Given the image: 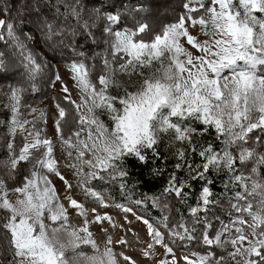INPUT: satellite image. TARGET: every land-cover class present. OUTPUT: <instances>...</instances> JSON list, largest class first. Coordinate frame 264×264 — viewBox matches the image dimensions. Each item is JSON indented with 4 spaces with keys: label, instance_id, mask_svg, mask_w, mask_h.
Here are the masks:
<instances>
[{
    "label": "snow or ice",
    "instance_id": "1",
    "mask_svg": "<svg viewBox=\"0 0 264 264\" xmlns=\"http://www.w3.org/2000/svg\"><path fill=\"white\" fill-rule=\"evenodd\" d=\"M183 9L184 13L175 22L165 24L162 31L157 32L150 40L145 39L143 35L148 28L146 23L137 22L135 28L126 26L121 29L120 14L108 13L103 28L104 35L108 37L103 40L104 48L95 51L91 57L86 56L83 51L76 52L75 48L72 49L80 59L72 60L67 69L74 86L81 93L80 103L77 104L71 98L68 86L61 84L63 103L60 97L53 98L56 109L53 124L57 138L75 152V163L65 167L76 170V185L80 192L85 198H93L101 207L111 205L93 189L91 181L97 178L105 180V176L100 174L103 172L109 174L110 182L118 179L120 187H126V173L121 172L119 178L113 174L121 171L122 160L126 156H134L143 163L148 152H151L153 157H159V145L163 136L169 133L173 139L188 146L187 151L182 148L175 150L177 170L187 166L191 178L203 180L209 172L224 168L229 174V182L238 188L237 199L242 198L239 195V186L243 180L250 178L245 175L243 169L253 156L249 145L251 134L255 130L261 133L255 137L257 147L264 141V72H261L264 68V0H186ZM33 10L39 13L38 3L29 12L18 11L17 15L12 17L9 7L5 5L3 12L9 15V19H0V42L7 44L12 50L17 61L15 67L23 69L20 75L24 81L7 85L8 91L5 95L10 101L8 107L11 118L8 122V157L2 167L14 174L21 164H31L29 174L23 177L20 185L12 189H8L6 181L0 178V212L7 213L0 217V228L4 230L5 243L11 255L8 264H66L69 250L83 254L84 250L90 249L95 254L99 253L100 247L89 230L88 224L91 221L84 219L80 228H71L68 209L60 203L55 185L48 180L46 186H40L42 178L38 169L54 174L64 185V199L68 201L71 210L78 216H84V203L73 197L72 182L57 168L53 141L42 139L41 132L34 127L35 122L22 118L20 109L23 93L28 90L25 84L36 93V80L42 75L44 66L28 46V41H34L35 38L29 32L18 33L17 28L25 24L35 26L41 39L45 43L51 42L53 50L63 45L66 34L75 37L76 31L63 26L56 28L47 18L41 19L40 15L33 18ZM82 11L80 0H76L75 5L71 6V16L77 24H80ZM93 11L96 20H99L101 10ZM56 12L57 15L60 14L59 7ZM25 15L28 16L27 20ZM67 18L66 14L65 19ZM186 24L199 26L208 39L200 41L198 37L191 35ZM81 26L95 44L96 38L91 31V27L95 25H90L89 21L84 20ZM181 38H186L187 44L200 54L193 55L188 51L181 43ZM97 58L101 60V74L94 82L92 73ZM88 60H91V65L87 63ZM144 69H151L149 75H144ZM161 69L164 70L165 79H173L172 83H164L159 78ZM11 70L4 53L0 52V73H8ZM117 70H123L130 75L139 74L142 78L140 88L134 92L125 90V95L121 97L109 95L108 89L111 86L119 88L115 80ZM153 76L157 78L153 79ZM49 80L54 86L61 77L56 72ZM228 100L232 104L230 115L235 119V128L238 131L229 128L227 135L233 138V144L239 152V160L228 158L222 147L216 148L211 143L198 145L192 139L194 135L203 136L211 130L223 144L221 138L226 135V131L223 122L213 115L212 109L214 106L226 104ZM117 102L123 107L116 108ZM250 106L251 110H254V117L248 115ZM82 108L86 111L81 112ZM93 108L108 113L113 125L111 129L94 113ZM70 116L75 128L71 135L65 137L64 129ZM39 118L44 119L43 111ZM186 120L195 121L201 127L185 125ZM30 124L33 125L32 128L27 127ZM85 129L86 138H81L85 135ZM24 133L27 135L17 151L15 138L17 134ZM73 137L76 139L73 140ZM112 141H117L118 144L113 146ZM165 147L171 148L172 145ZM71 154L72 152L69 153ZM89 156L95 157V163L88 159ZM189 156H198L200 162L193 166ZM83 164H89L91 170L85 173ZM261 166H264V157H258L251 172L259 174ZM208 183L210 181H206L201 188L196 206L189 209V214L194 218V225L201 223L200 213L206 212L210 203L211 191ZM186 188L187 182L173 174L169 177L164 192L181 198ZM9 192L17 194L14 202L9 199ZM135 203L139 206L143 201ZM53 205H56V211H53ZM114 206L125 213L126 222L127 214L131 213L137 221L144 224L149 237V242L142 250L145 259L153 258L155 248L162 247L164 251L157 264H181V261L183 264H225V255H217L213 249L217 248L224 235L228 234L227 228L213 236L208 231L209 225L203 221L204 231L200 235V241L205 250L193 251L177 258L176 249L164 243V233L154 227L153 219L167 229L172 244L179 239V246H184L185 240L196 239L195 226L190 229L183 222L170 225L166 212L168 205L161 207L159 198L156 197L152 199V206L161 210L159 218L140 216L122 204ZM238 210L241 213H252L254 206L249 203ZM92 214L97 223L111 221L106 212L97 214L94 208ZM45 218L48 221L47 226ZM53 226L54 231L70 230L74 239L68 248L63 245L57 248L52 244L48 228ZM240 226L249 227L248 221L241 217L233 222L229 237L231 247L224 250L231 264H238V244L244 246L249 253L247 264H264V208H261L259 216L254 218L251 238L243 234ZM252 241H255V244L248 247ZM117 243L125 245L126 237L121 236ZM113 255L111 239L108 238L99 264H114ZM0 256H3L2 246ZM121 257L126 264H136V261L125 253H121Z\"/></svg>",
    "mask_w": 264,
    "mask_h": 264
},
{
    "label": "trees",
    "instance_id": "2",
    "mask_svg": "<svg viewBox=\"0 0 264 264\" xmlns=\"http://www.w3.org/2000/svg\"><path fill=\"white\" fill-rule=\"evenodd\" d=\"M184 1L185 0H80V6L83 11L80 24H77L76 20L71 16V6L75 5L76 0H0V17L3 19H9V15L3 12L5 5L9 7L11 16L15 17L18 11L27 13L38 3L40 11L37 13L33 10V18L40 15L41 19L47 18L48 22L52 23L56 28L63 26L68 30L75 29L76 31L75 37L66 34L63 45L53 50L51 42L45 43L41 39L35 26L25 24L23 27L17 28L18 33L23 34L24 32H29L35 38L34 41H28V46L36 53L38 61L44 66L42 75L38 76L36 80L38 91L33 93L30 87L25 84L28 90L23 93L22 100L25 103L39 105L40 100L42 101L46 95L51 93L49 77L55 73L54 63H67L74 59H80V57L74 54L73 48H75L76 52H85L88 57H91L95 51L104 48L103 40L106 39V36L103 33V28L107 22L103 17L104 10L116 12V7L126 10L125 15L120 14V20L123 21V24L132 22L135 24L137 21L146 23L148 28L143 34L145 35L149 32L153 23L154 28L159 29V26L162 28L167 22L177 20L179 13L184 10ZM57 7L60 9L59 15H57L56 12ZM93 9L101 10V18L99 20H96ZM66 14L68 17L67 19H65ZM24 18L27 20L28 16L25 15ZM84 20L89 21L90 25H95L91 27V31L96 38L95 44H93L91 38L85 33L81 26ZM158 21H161L159 25L157 23ZM56 39L57 41L59 40V38ZM0 52L4 53V58L8 62L9 68L12 69L8 73H0V178L6 181L8 187H16L22 183L23 177L29 174L31 164H21L18 171L14 174L4 169L2 165L6 161L8 155L6 142L2 136L5 134L6 128L8 127L11 115L8 108L5 106L7 101L5 93L8 91L7 85L9 83H23L24 81L20 75L23 69L15 67L17 61L7 44L0 42ZM87 63L91 65L92 62L88 60ZM95 64V68L97 69L98 67L97 70H100V58L96 59ZM261 71H264V68H262ZM55 97H59V95L55 94ZM65 106L68 107V105ZM184 124H191L192 127L196 128L201 127V125L195 121L186 120ZM67 125L68 128L65 127L64 133H72L75 124L72 123L71 116L69 117V123ZM252 134L253 137L250 139L249 145L253 150V155L256 156L258 155L261 143L257 147L255 137L261 135V133L259 130H256ZM224 138L225 136L221 138L223 139V144H221L220 141L216 139L215 133L211 130L203 136L194 135L192 137L194 143L198 145H207L211 143L216 148L222 147L225 149ZM21 142L17 134L15 143L19 144L16 146V149L20 146ZM166 145H172V147L166 148ZM180 148L186 151L188 150L187 144L181 143V145H173L168 141L167 137L163 136L162 142L159 145L161 154L159 157H153L151 152H148L147 159L143 163L134 156H126L122 160V169L123 172L126 173V187H120L118 179L115 182H110L108 180V173L103 172L100 174L105 176V180L97 178L91 182V185L97 190L106 191L114 202L122 203L126 198H131L135 201H143L149 209H153L161 215V210L152 206L153 197L159 198L161 207L168 205L166 212L169 216V224L172 222H183L186 223L190 229L195 226L194 234L201 235V233L197 232L204 230L203 221H206L209 226H214L223 218L226 210L224 206L231 201L236 193H238V188L229 182V174L224 168L209 172L203 180L191 178L188 175L187 166L182 170H177L175 168V164L177 163L175 150ZM189 159L192 161L193 166L200 162L198 156H189ZM236 160H239V158ZM253 162L254 160H249L247 166L243 169L245 175H254L260 182H264V167H261L259 174H253L251 172L252 167L255 166ZM180 163L184 162L180 161ZM173 174L177 175L179 179L187 182V188L183 190L184 195L181 198L164 192V189L168 185L169 177ZM13 176L15 178H13ZM116 177L119 178L120 176ZM206 181H210L207 185L211 191L210 203L207 206L206 212L200 213L201 223H195L194 225V218L189 214V209L190 207L196 206L200 190L205 185ZM0 246H2L3 251V256H0V260L3 262L9 261L11 255L8 252V246L5 243V233L2 228H0ZM219 252L221 251L217 250V253Z\"/></svg>",
    "mask_w": 264,
    "mask_h": 264
},
{
    "label": "rangeland",
    "instance_id": "3",
    "mask_svg": "<svg viewBox=\"0 0 264 264\" xmlns=\"http://www.w3.org/2000/svg\"><path fill=\"white\" fill-rule=\"evenodd\" d=\"M186 2V0L184 1ZM125 4V3H123ZM184 4V3H183ZM116 12L104 10L103 17L106 20V16L108 13H119L125 15L126 10H122L120 7L115 8ZM185 10L181 11L179 13V16L184 13ZM0 19H3L0 17ZM176 20H172L167 22L166 24H170L175 22ZM140 22V21H137ZM137 22L134 24L127 23L123 24V21L120 20L119 27L122 29L123 27H137ZM161 21H158V25ZM142 23V22H140ZM154 23L151 25L150 30L148 33L144 35L145 39H151L152 36H154L157 32L162 31V28L156 29L154 28ZM114 28L116 26H113ZM186 28L188 29L189 33L193 35L194 37H198L200 41H203L205 39H208L207 36H205L200 29L199 26L192 27L189 24H186ZM156 29V30H155ZM108 38V37H106ZM181 43L183 46L190 52L193 53V55H199L200 53L197 52V50L191 48L190 45L187 44L186 38H181ZM70 62H55L54 63V70L55 73L58 72L61 80L56 82L55 85H51L50 94L46 95V97L41 101L40 104H29L25 103L22 100V106L20 109L21 115L23 119H27L29 121H34V127L41 132V138L42 139H51L53 141V149H54V159L58 162L57 168L60 172H62L69 181L72 182V195L75 199L78 201H81L84 203L86 211L84 213V216H78L74 211L71 210L69 207V203L66 199H64V185L63 183L54 175L51 173H48L46 170L38 169L39 175L42 178L41 179V188L46 186L48 183V180L51 181L52 184L55 185L58 193H59V201L64 205L66 209H68L69 212V218L71 223V228H80L82 226L83 220L87 219L91 221L88 224L89 230L93 233V237L96 240L97 244L100 247L99 253H93L90 249L84 250L83 254L80 252L73 253L71 250L68 251L67 254V260L66 264H99L100 257L104 253V249L107 244L108 238L111 239V247L113 248L114 255V264H126V262L122 259L121 253H125L126 255L130 256L134 261H136V264H157V260L160 258L161 254L163 253L162 247H156L153 252V258L145 259L142 255V250L145 247V244L149 242V237L147 235L145 226L142 222L137 221L136 218L131 214H127V222L125 221V213L119 209H117L114 205L115 204H122L125 205L133 210V212L137 213L140 216L144 217H150V218H159L161 215L157 212H155L153 209H149L144 203L140 204L139 206L135 203V200L131 198H126L124 202L118 203L114 202L109 194L106 191L97 190L93 185V189L101 194L104 201L111 205L109 207H101L97 202L94 201L93 198H85V196L80 192L79 188L76 185V180L78 177L75 175V169H70L65 167L67 164H73L75 163V152L72 151V149L65 146L58 138L55 132L53 121L56 119V109H55V102L54 97L55 94L59 95L61 98V102L63 103V96L64 93L61 91V84H66L69 88L71 98L76 101L77 104L80 103V97L81 93L78 88L74 86V82L71 79V74L67 69V65ZM98 69V67H97ZM95 68L94 72L92 73V79L94 82H96L97 77L101 74V69L97 70ZM151 69H144V75H149ZM109 71H111V68H109ZM264 72V71H261ZM159 78L164 83H172L173 79H165L164 77V70L161 69L160 73L158 74ZM153 79H156L157 77L153 76ZM115 80L119 84V88L116 86H111L108 89L109 95L115 96V97H121L125 95V90L128 91H137L141 84H142V78L139 74H129L123 70H117L115 72ZM223 83V81H222ZM227 93V89L225 90ZM10 104L9 99L7 98V102L5 103V106L8 108V111L10 112V109L8 105ZM116 108H122L123 106L117 104L115 105ZM232 108L231 101L228 100L226 104H220L219 106H214L212 109V113L215 117L219 118L224 125L226 135L224 138V146L225 151L227 152L228 158L231 159H238L239 158V152L236 148V146L233 144V138L230 135H227V130L229 128H233L234 130H237L235 128L236 121L235 119L231 118L230 110ZM43 111L44 113V119L41 120L40 113ZM86 109H81V112H85ZM94 113H96L99 118L105 123V125L111 129L112 128V122L109 119L108 113L101 109L93 108ZM166 111V109H165ZM11 114V113H10ZM250 117H254L255 113L254 110H251L248 113ZM11 118V115H10ZM27 127L32 128L33 125H28ZM68 128V125L65 126ZM256 131V130H255ZM65 137L71 135V132H66ZM19 139L21 142L20 146H22L24 142V136L27 135L24 134H18ZM6 142V150H7V143L9 140V128H6L5 134L2 136ZM164 137L168 138V141L173 145H181V142L176 141L173 139L171 133L164 135ZM251 137H253V134H251ZM81 138H86V129H85V135ZM76 138L73 137V140ZM16 140V138H15ZM107 142V141H105ZM19 144V143H18ZM18 144L15 143L17 146ZM113 146H116L118 144L117 141H112ZM19 147L16 149L19 150ZM72 152L71 155L69 153ZM8 155V150H7ZM258 157H264V141L261 142V147L259 149L258 155H253L250 157L249 160H254V165H256ZM88 159H91L93 163H95V157L89 156ZM264 167V166H261ZM82 169L85 173L91 170V166L89 164H83ZM121 172H123V169L121 168L120 172L113 173L115 176H120ZM109 175V174H108ZM47 177L48 179H44ZM245 180H243L240 184V191L239 195L242 197L240 199H237L238 193L235 194V196L229 201L228 204H226L225 207V213L224 217L221 218L214 226L210 225L208 228V231L215 236L217 232H224L225 228H227V233L223 237L222 242L219 244L217 248H214L213 251L217 253L218 251H221L217 253V255H225V264H231L230 258L227 256V253L224 252L226 248L231 247L230 243V235L231 230L233 227V222L240 219L241 217L244 220L248 221L249 227H241V230L245 236H248L251 238L252 234V227L251 225L254 223V218H257L260 214V209L264 208V187H261V185H264V182H260V180L254 176V175H248ZM93 181V180H92ZM91 181V182H92ZM88 181H86L87 183ZM8 189H12L14 187H8ZM17 198V194L14 192H9V199L13 202ZM251 204L254 206V210L252 213L249 212H239V207H245L247 204ZM96 209L97 214H103L108 213L111 217V221H105L103 223H97L94 220L92 209ZM56 205H53V211H56ZM4 215H7V213L0 212V216L3 217ZM47 218H45V223L47 226ZM153 224L155 228H158L161 232L164 233V243L170 244L173 248L176 249L175 255L177 258H180L185 255L191 254L193 251H204V247L202 245V242L200 241V234H194L196 236L195 240H185L183 242L184 246H179L181 242L179 239L176 240L175 244H172L171 240L168 238V231L166 228L162 227L159 223L156 222V219H153ZM171 224H179L176 222H172ZM170 224V225H171ZM53 227L48 228V236L51 239V242L54 246L57 248H60L61 245L65 246L66 248L69 247L70 242L73 241V236L70 234V230H64L60 229L58 231H54ZM201 232L197 233H202ZM81 235H83L81 233ZM121 236H125L126 240L131 241L133 244L131 247H127V243L123 246L119 245L117 241L121 238ZM234 238V237H233ZM255 244V241H252L251 244L248 245V247H252ZM239 248V251L236 256V260L238 264H247L248 261V251L244 246L237 245ZM0 264H8L7 262H3L0 260ZM181 264H183V261H181Z\"/></svg>",
    "mask_w": 264,
    "mask_h": 264
},
{
    "label": "bare ground",
    "instance_id": "4",
    "mask_svg": "<svg viewBox=\"0 0 264 264\" xmlns=\"http://www.w3.org/2000/svg\"><path fill=\"white\" fill-rule=\"evenodd\" d=\"M132 244H133V243H132L131 241L127 240V247H128V248L131 247Z\"/></svg>",
    "mask_w": 264,
    "mask_h": 264
},
{
    "label": "built area",
    "instance_id": "5",
    "mask_svg": "<svg viewBox=\"0 0 264 264\" xmlns=\"http://www.w3.org/2000/svg\"><path fill=\"white\" fill-rule=\"evenodd\" d=\"M7 102V101H6Z\"/></svg>",
    "mask_w": 264,
    "mask_h": 264
}]
</instances>
